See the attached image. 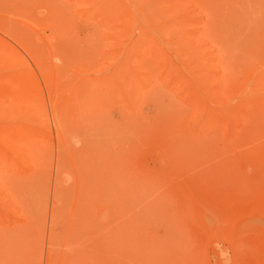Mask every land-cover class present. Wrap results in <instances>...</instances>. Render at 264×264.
Listing matches in <instances>:
<instances>
[{"label":"rangeland","instance_id":"rangeland-1","mask_svg":"<svg viewBox=\"0 0 264 264\" xmlns=\"http://www.w3.org/2000/svg\"><path fill=\"white\" fill-rule=\"evenodd\" d=\"M0 264H264V0H0Z\"/></svg>","mask_w":264,"mask_h":264}]
</instances>
